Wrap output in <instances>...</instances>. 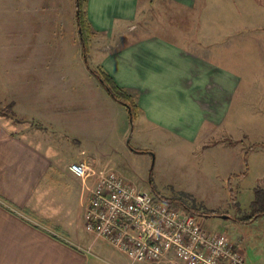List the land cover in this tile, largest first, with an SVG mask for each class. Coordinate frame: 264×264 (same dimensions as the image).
Here are the masks:
<instances>
[{"label":"rangeland","instance_id":"rangeland-1","mask_svg":"<svg viewBox=\"0 0 264 264\" xmlns=\"http://www.w3.org/2000/svg\"><path fill=\"white\" fill-rule=\"evenodd\" d=\"M204 4L195 5L190 19L182 11L176 12L179 16L159 9L149 17L144 13L150 25L169 21L185 26L186 36L189 30L195 42L197 35L199 42L207 41L204 32L217 35L214 52L226 56L220 65L233 74L239 92L228 122L216 133L188 141L145 123L141 113L131 119L91 71L98 67L92 62L91 45L85 51L82 43L77 0H4L0 5V107L12 104L6 113L13 120L15 107L35 125L41 122L47 128L45 137L62 146L68 159L97 158L101 167L95 170L113 169L156 199L199 213L214 211L215 216L200 217L206 231L242 240L246 263L264 264V218L251 224L233 219L249 212L255 189L264 188V0ZM94 83L105 89L103 100L96 96ZM97 98L105 128L102 138L89 140L82 138V124L86 117L93 122L100 116L91 107ZM108 258L95 260L115 264L114 257Z\"/></svg>","mask_w":264,"mask_h":264},{"label":"crops","instance_id":"crops-1","mask_svg":"<svg viewBox=\"0 0 264 264\" xmlns=\"http://www.w3.org/2000/svg\"><path fill=\"white\" fill-rule=\"evenodd\" d=\"M202 1L204 6L212 3L88 0L87 7L94 33L90 46L93 64L135 98L145 123L188 141L216 133L228 122L238 85L233 74L220 65L226 56L214 52V32H204L207 41L202 43L197 35L195 42L189 30L186 36L185 26L169 21L150 25L146 13L149 17L153 9H159L165 15L179 16L176 12L182 11L190 19L195 5ZM2 4L4 0H0ZM87 74L91 77L88 68ZM95 85L96 96L103 100L105 89ZM91 107L100 116L93 122L88 117L83 121L82 138L89 140L102 138L105 128L98 98ZM13 112L16 120L0 115V264H97L95 258L100 257L129 264L128 259L123 261L122 256L109 252L104 241H94L85 229L84 215L95 180L78 179L69 167L90 161L95 170L101 161L83 155L66 158L62 146L45 137L47 128L41 122L35 125L15 107ZM64 117L72 119L67 112ZM232 242L247 260L242 240Z\"/></svg>","mask_w":264,"mask_h":264},{"label":"built area","instance_id":"built-area-1","mask_svg":"<svg viewBox=\"0 0 264 264\" xmlns=\"http://www.w3.org/2000/svg\"><path fill=\"white\" fill-rule=\"evenodd\" d=\"M93 167L90 161L69 167L76 178L95 180L85 229L130 264H247L238 245L224 234L207 232L200 217L171 208L113 169Z\"/></svg>","mask_w":264,"mask_h":264},{"label":"trees","instance_id":"trees-1","mask_svg":"<svg viewBox=\"0 0 264 264\" xmlns=\"http://www.w3.org/2000/svg\"><path fill=\"white\" fill-rule=\"evenodd\" d=\"M88 0H77V26L80 30V34L82 36V43L84 45V49L91 45L92 39L94 37V33L91 30L90 23L88 20ZM94 75H96L108 94L112 97V99L121 105H124L129 113L131 119H134L140 113V109L138 104L136 103L135 98H133L130 94L126 92L125 89L121 88L117 85V83L108 75L106 74L102 68L98 67L97 69L91 70ZM13 105H8L6 108H0V115L1 116H8L10 110L12 111ZM8 112V114L6 113ZM160 200V199H158ZM167 203L171 208H179L185 211L188 214L195 215L198 217L205 216H215V212L208 213L207 211L199 213L201 211H194L187 208L175 205V203L166 202L164 200H160ZM237 211L241 212L240 208H237ZM242 213V212H241ZM264 218V188L257 187L255 189V198L250 206V211L247 213H243L240 217H234L233 219L236 222L242 224H251L254 221H257L260 218ZM229 219V218H228Z\"/></svg>","mask_w":264,"mask_h":264},{"label":"water","instance_id":"water-1","mask_svg":"<svg viewBox=\"0 0 264 264\" xmlns=\"http://www.w3.org/2000/svg\"><path fill=\"white\" fill-rule=\"evenodd\" d=\"M128 143H129V141H128Z\"/></svg>","mask_w":264,"mask_h":264}]
</instances>
